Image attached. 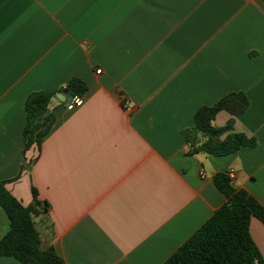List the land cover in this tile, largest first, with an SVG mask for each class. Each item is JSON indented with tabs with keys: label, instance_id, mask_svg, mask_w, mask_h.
I'll list each match as a JSON object with an SVG mask.
<instances>
[{
	"label": "crops",
	"instance_id": "1",
	"mask_svg": "<svg viewBox=\"0 0 264 264\" xmlns=\"http://www.w3.org/2000/svg\"><path fill=\"white\" fill-rule=\"evenodd\" d=\"M73 78L86 90L66 111ZM38 91L55 119L24 153ZM234 92L248 107L214 124L233 119L253 145L188 154L196 110ZM221 173L264 208V0H0V181L24 207L35 190L43 246L63 264H162L225 203ZM249 232L264 262V225L252 217Z\"/></svg>",
	"mask_w": 264,
	"mask_h": 264
},
{
	"label": "trees",
	"instance_id": "2",
	"mask_svg": "<svg viewBox=\"0 0 264 264\" xmlns=\"http://www.w3.org/2000/svg\"><path fill=\"white\" fill-rule=\"evenodd\" d=\"M65 90L82 94L86 87L73 78ZM51 97V93L38 91L25 99L24 153L33 147L39 149L54 123L55 114L48 109ZM247 107L248 100L242 92L230 93L210 106L199 107L192 127L183 131L188 154L205 152L223 156L253 145L243 134L231 131L233 119L221 127L214 124L220 111L238 116ZM213 181L225 196V203L162 264H264L249 232L252 217L264 225V208L244 190L234 189L226 174H216ZM5 185L6 181H0V206L8 217L9 230L0 239V256L14 257L23 264H63L52 246H43L35 218L45 208L39 204L35 190L31 189L32 203L24 207Z\"/></svg>",
	"mask_w": 264,
	"mask_h": 264
},
{
	"label": "built area",
	"instance_id": "3",
	"mask_svg": "<svg viewBox=\"0 0 264 264\" xmlns=\"http://www.w3.org/2000/svg\"><path fill=\"white\" fill-rule=\"evenodd\" d=\"M100 71L98 70L97 73H99ZM83 104V99L81 97V95L79 94H70L67 98V101L65 103V110L66 111H71L75 108H78L80 106H82ZM228 177L230 179L234 178V171H229L228 172Z\"/></svg>",
	"mask_w": 264,
	"mask_h": 264
},
{
	"label": "water",
	"instance_id": "4",
	"mask_svg": "<svg viewBox=\"0 0 264 264\" xmlns=\"http://www.w3.org/2000/svg\"><path fill=\"white\" fill-rule=\"evenodd\" d=\"M71 94V91H62L59 93V95H61L63 97V100L65 97H68Z\"/></svg>",
	"mask_w": 264,
	"mask_h": 264
}]
</instances>
